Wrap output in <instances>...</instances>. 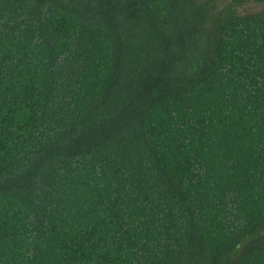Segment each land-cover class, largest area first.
Masks as SVG:
<instances>
[{
  "label": "trees",
  "instance_id": "obj_1",
  "mask_svg": "<svg viewBox=\"0 0 264 264\" xmlns=\"http://www.w3.org/2000/svg\"><path fill=\"white\" fill-rule=\"evenodd\" d=\"M0 264H264V0H0Z\"/></svg>",
  "mask_w": 264,
  "mask_h": 264
},
{
  "label": "rangeland",
  "instance_id": "obj_2",
  "mask_svg": "<svg viewBox=\"0 0 264 264\" xmlns=\"http://www.w3.org/2000/svg\"><path fill=\"white\" fill-rule=\"evenodd\" d=\"M247 9H249V8H247Z\"/></svg>",
  "mask_w": 264,
  "mask_h": 264
}]
</instances>
